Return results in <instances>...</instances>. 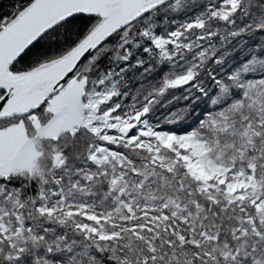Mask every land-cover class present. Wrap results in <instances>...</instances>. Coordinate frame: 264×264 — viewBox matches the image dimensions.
<instances>
[{
  "label": "snow or ice",
  "instance_id": "1",
  "mask_svg": "<svg viewBox=\"0 0 264 264\" xmlns=\"http://www.w3.org/2000/svg\"><path fill=\"white\" fill-rule=\"evenodd\" d=\"M0 4V264H264V0Z\"/></svg>",
  "mask_w": 264,
  "mask_h": 264
},
{
  "label": "trees",
  "instance_id": "2",
  "mask_svg": "<svg viewBox=\"0 0 264 264\" xmlns=\"http://www.w3.org/2000/svg\"><path fill=\"white\" fill-rule=\"evenodd\" d=\"M8 0H3V3H7ZM0 7H2V4H0Z\"/></svg>",
  "mask_w": 264,
  "mask_h": 264
}]
</instances>
